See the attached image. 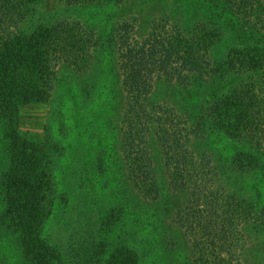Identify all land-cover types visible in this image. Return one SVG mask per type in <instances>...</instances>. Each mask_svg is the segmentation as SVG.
<instances>
[{"label": "rangeland", "instance_id": "rangeland-1", "mask_svg": "<svg viewBox=\"0 0 264 264\" xmlns=\"http://www.w3.org/2000/svg\"><path fill=\"white\" fill-rule=\"evenodd\" d=\"M200 1L26 0L16 27L0 2V264H211L189 254L183 221L202 193L252 213L238 224L243 250L216 264H264V140L239 136L232 109L227 127L208 121L217 112L215 93L228 95L239 83L223 69L225 45L210 52L216 77L191 86L154 78L139 111L177 129L169 138L182 154H207L221 185L184 180L180 169L183 186L175 190L176 170L161 142L167 137H157L150 121L128 136L122 37L140 45L157 24L204 23L222 43L238 39L237 49L264 41V25L251 20L244 33L229 29ZM27 177L37 185L21 191ZM28 194L37 212L48 213L42 224L36 214L26 217Z\"/></svg>", "mask_w": 264, "mask_h": 264}, {"label": "trees", "instance_id": "trees-1", "mask_svg": "<svg viewBox=\"0 0 264 264\" xmlns=\"http://www.w3.org/2000/svg\"><path fill=\"white\" fill-rule=\"evenodd\" d=\"M1 1L5 6H8V13L5 16L10 24L16 27L24 16L19 11V7L26 0ZM188 3H191V0H183L181 5L186 7ZM199 4L209 8L206 10L207 14H210L209 10H212L211 13L214 11L220 25L223 22L222 19L227 24L229 22V29L234 26V30L236 28L244 33L249 27H252L251 20L264 25V0H201ZM236 22L238 23L236 24ZM157 26H153L147 39L140 45L138 42L131 43L126 35L121 38V58L124 61L122 67L123 102L127 107L126 119L131 125L128 136L135 137L138 134L139 126L150 121L156 125L155 135L157 137H167L161 142L166 152L168 166L176 170L170 175L175 190L181 189L183 186L178 173L180 169L184 180L200 177L206 180L210 179L217 184V181H224V177L215 170L207 154L206 156L201 154L198 157L185 155L184 152L182 154L179 149L174 147L176 143L170 140V138L178 136L177 129L163 128L161 127L164 123L163 118L157 117L153 113H148L147 116V114L139 112L144 102L147 101L144 99L146 97L144 88L147 83L152 84L151 81L154 78L175 81L178 85L189 83L191 86L200 83L206 75H210V78L216 77L211 76L216 73V70L214 71V66L210 61V52L215 44L225 45L223 69L233 72L238 77L239 83L228 95L217 96L215 93L214 111H221L219 114L214 112L208 121L214 120L227 127L229 123L224 119H226L228 111L232 109V123L235 125L236 131L238 130L239 136H246V134L250 136L251 133L259 137V140H264V41L256 40L255 43L251 42L243 49H237L233 46H235V40L238 39H231V42L225 39V42L222 43L219 34L209 29L204 23H195L188 29H182L178 24H173L170 28H165V24H157ZM224 27L227 28L225 24ZM0 34L3 35L1 32ZM4 39L5 37H0V42ZM252 43L254 45L262 43L263 47L260 49L249 48ZM144 66L150 69L141 73L140 70ZM257 74H260L259 78H255ZM198 106L204 108L202 104ZM170 120L177 122L179 118L171 117ZM260 162L264 163V160L260 159ZM35 175L36 173L31 177L33 178ZM31 177H27L24 181L27 185L25 188L23 182L19 185L22 186L21 191L29 187L34 189V186L37 185L38 179L34 180ZM221 184H217V186ZM28 196L31 195L28 194ZM193 200H195L192 201L193 205L183 212L186 234L192 238L188 248L189 254L196 261L204 260L206 263L216 264L225 261L224 258L221 259L223 254L228 253L229 256H235V248L243 250L244 247H242L240 239L243 233L239 230L238 224L248 222L249 216L252 215L250 209L246 208L240 211L234 209L229 204L230 202L220 199L209 201L205 193L204 195L202 193L200 198ZM22 203L23 210L29 214L26 215L28 219L34 221L33 215L36 214V224H42L48 216L46 211H43L44 213L36 211L34 208L35 204L38 205L36 199L31 200L28 197ZM43 249L44 247L41 246L40 250Z\"/></svg>", "mask_w": 264, "mask_h": 264}]
</instances>
